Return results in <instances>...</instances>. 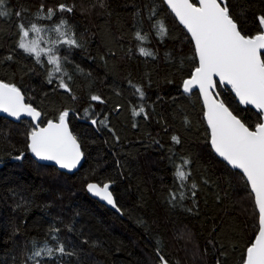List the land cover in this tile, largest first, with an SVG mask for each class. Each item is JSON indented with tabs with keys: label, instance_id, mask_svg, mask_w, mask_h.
Listing matches in <instances>:
<instances>
[{
	"label": "trees",
	"instance_id": "16d2710c",
	"mask_svg": "<svg viewBox=\"0 0 264 264\" xmlns=\"http://www.w3.org/2000/svg\"><path fill=\"white\" fill-rule=\"evenodd\" d=\"M41 4L45 10L59 4L73 8L39 21L50 25L63 16L81 45L67 52L64 65L71 93L55 79L48 82L47 63L37 64L16 48L15 13L27 25ZM228 5L244 33L255 35L264 0ZM5 7L10 15L0 17V57L13 59L0 60V80L17 86L41 112L42 127L68 111L85 163L74 175L39 165L28 147L34 124L0 117V264H32L31 242H42L50 227L59 229L66 247L75 248L70 264H159L161 256L178 264L175 246L181 248L178 242L190 235L207 264H243L259 231L254 196L242 173L214 155L200 95L183 92L198 59L163 0H5ZM153 8L166 35L153 31L148 18ZM137 31L148 34L144 46L155 59L139 55ZM129 82L142 87L143 101ZM218 94L249 126L259 122V114L241 107L231 90L218 85ZM92 95L103 102L92 101ZM140 103L147 119L132 115ZM184 159L190 161L188 183L197 188L194 198L186 194L181 201L174 171ZM89 183H110L121 211L92 199Z\"/></svg>",
	"mask_w": 264,
	"mask_h": 264
},
{
	"label": "snow or ice",
	"instance_id": "6c2138e0",
	"mask_svg": "<svg viewBox=\"0 0 264 264\" xmlns=\"http://www.w3.org/2000/svg\"><path fill=\"white\" fill-rule=\"evenodd\" d=\"M198 2L199 7L190 0H165L190 33L198 57V64L191 78L183 81V92L192 93L194 88H198L203 95L207 109L206 120L211 129V145L232 168L240 170L242 177L250 185L251 192L255 194V203L259 212V232L254 242L247 247L243 264H264V15L257 17L256 34L247 35L230 12L228 0H198ZM72 11L73 8L66 4H59L55 8L48 7L47 10L41 4L27 25L20 19L21 12L15 13L19 21L16 25V48L33 57L37 64L47 63L50 66L48 82L57 80L58 87L69 93L72 91L68 83L71 81V76L64 66L68 61L67 52L81 45L63 16L50 25L41 24L39 21H52L57 13ZM9 15L5 0H0V17L7 18ZM148 18L152 20V28L157 36L167 34L166 26L157 17L154 8ZM135 38L138 41L139 55L155 59L153 51L144 46L149 40L148 34L137 31ZM62 51L64 55H61ZM12 59L11 54L0 57V60ZM217 84L230 85L240 104L251 105L258 111L259 122L249 126L234 115L222 100L216 99L215 95L218 94L214 95V90ZM129 86L137 99L143 101L142 87L131 82ZM90 99L101 101L98 95H92ZM0 112L17 119L21 115H27L34 121H38L41 116V112L35 107L24 103V96L17 86L5 82H0ZM141 114L145 119L148 118L143 103L132 109L133 116ZM68 115V111H63L59 116V122L49 121L47 127L36 124L29 134L28 147L38 159L54 161L61 168L72 170L79 165L83 153L77 138L69 130L66 122ZM91 123L96 125L97 120L92 119ZM100 123L104 124V121L101 120ZM172 140L177 144L180 143L177 136H173ZM22 157L23 154L16 158L22 159ZM181 163L183 167L177 165L174 178L181 189L179 199L182 201L186 194L195 197L197 185L194 182L188 183L191 175V169L188 167L190 161L184 159ZM110 187V183L102 185L89 183L87 190L120 212L121 209ZM169 195L171 201L177 200L175 192H170ZM58 232V228L50 227L49 234L42 242L35 239L31 242L32 251L29 260L32 264H66L65 257L69 258L67 264H70L71 258L76 255V250L73 247H66ZM160 261L161 264H167L163 256L160 257ZM217 264H220L219 260Z\"/></svg>",
	"mask_w": 264,
	"mask_h": 264
},
{
	"label": "water",
	"instance_id": "95a60500",
	"mask_svg": "<svg viewBox=\"0 0 264 264\" xmlns=\"http://www.w3.org/2000/svg\"><path fill=\"white\" fill-rule=\"evenodd\" d=\"M193 1H195L196 4H195ZM163 2H164V4H165V6L167 7V9H168V10L171 12V14L175 17V19L177 20V22H178V23H179V24L185 29V31L187 32V29L184 27L183 24L180 23L179 18L176 17L175 14L171 11V9H170V8L168 7V5L165 3V0H163ZM190 2H191V3H194L197 7L200 6L198 0H190ZM187 34H188L189 37L191 38L190 33L187 32ZM191 40H192V39H191ZM192 42H193V45H194V41H193V40H192ZM194 48H195V45H194ZM196 55H197V54H196ZM197 59H198V57H197ZM216 79H218V78H216ZM0 82H3V81L0 80ZM218 85L221 86L222 88H227V89L231 90V86H230V85L217 84V87H216V89L214 90V95H215V94H218ZM231 91H232V90H231ZM194 92H197V93L200 95V98H201L202 103H203V106H204V111H205V113H206L207 109H206V105L204 104L203 95L199 92L198 88H194L193 91H192V93H194ZM232 92H233V91H232ZM21 93H22V91H21ZM192 93H187V94L190 95V94H192ZM22 95L24 96V103H25V104H28L25 95H24L23 93H22ZM233 95H234V97L236 98L237 103H238L239 105H241V107H243V108H250V109L254 110L256 113H258V111H257L253 106H251V105H242V104H240L239 101H238V98L235 96V93H234V92H233ZM215 98L218 99V100H221V97L219 96V94H218V95H215ZM101 101H102V100H101ZM101 101H97V102H98V103H102L103 101H102V102H101ZM0 117H3V118H5V119H8V120H10V121H12V122H14V123H20L21 121H30V122H32V123L34 124V127H35L36 124H39V126L42 127V126H41L42 114H41V116H40V118H39L38 121H34L32 117H29V116H27V115H21V117H20L19 119H17V118L12 117V116H10L9 114L4 113V112H0ZM204 119H205V122H206V124H207L206 115H205ZM66 122H67V120H66ZM53 123H58V122H53ZM67 123H68V122H67ZM43 127H47V125H45V126H43ZM68 127H69V130L71 131V128H70L69 124H68ZM207 127H208V129L210 130V134H211V129H210V127H209L208 124H207ZM71 132H72V131H71ZM72 134H73V133H72ZM29 143H30V140H29ZM78 143H79V142H78ZM79 144H80V143H79ZM80 148H81V145H80ZM211 149H212L214 155H215V156H216V157H217L222 163H224L225 165H227L230 169L235 170V171H239V172H240V170L232 168L231 165H229V164L227 163V161H225L222 157H220L219 154L215 152V150H214V148H213L212 145H211ZM29 150H30V149H29ZM81 151H82V148H81ZM30 153H31V151H30ZM82 153H83V151H82ZM31 156H32V158L34 159V161H35L36 163H38L39 165L56 168L58 171H60V172H62V173H65V174H67V175H74V174H76V173L82 168V166H83L84 163H85V155H84V153H83V156H82V159H81L79 165H77V167L74 168V169H72V170H68V169L61 168V167H60L58 164H56V162H54V161H44V160H40V159H38L37 157H35V155H34L33 153H31ZM3 167H4V164H3V163H0V169H2ZM248 185H249V184H248ZM249 187H250V185H249ZM250 190H251V188H250ZM86 191H87L88 195H89L92 199H94L95 201H97V202H99L100 204L104 205L105 207H107V208H109V209H111V210H113V211H116L114 208H112V206L108 205L105 201L101 200L100 198L94 196L92 193L88 192L87 188H86ZM110 191H111V187H110ZM251 193H252V192H251ZM252 195L254 196V201H255V194L252 193ZM114 199H115V198H114ZM255 206H256V209H257V212H258V207H257L256 203H255ZM258 216H259V212H258ZM258 232H259V231H258ZM257 235H258V234H257ZM159 261H160V260H159ZM159 264H161V261L159 262ZM167 264H170V263L167 262Z\"/></svg>",
	"mask_w": 264,
	"mask_h": 264
},
{
	"label": "rangeland",
	"instance_id": "374dc122",
	"mask_svg": "<svg viewBox=\"0 0 264 264\" xmlns=\"http://www.w3.org/2000/svg\"><path fill=\"white\" fill-rule=\"evenodd\" d=\"M178 244L181 246V248L177 245L175 246V251L177 252L176 255L178 256V264H207L204 262V259L195 244L194 238L191 235L184 237V239L181 242H178ZM184 259H186L187 262H185Z\"/></svg>",
	"mask_w": 264,
	"mask_h": 264
}]
</instances>
